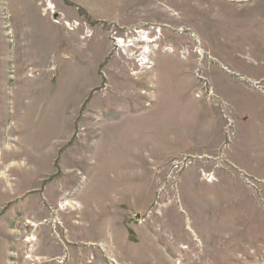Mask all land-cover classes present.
<instances>
[{"label":"rangeland","instance_id":"374dc122","mask_svg":"<svg viewBox=\"0 0 264 264\" xmlns=\"http://www.w3.org/2000/svg\"><path fill=\"white\" fill-rule=\"evenodd\" d=\"M69 260L264 264V0H0V264Z\"/></svg>","mask_w":264,"mask_h":264},{"label":"bare ground","instance_id":"6f19581e","mask_svg":"<svg viewBox=\"0 0 264 264\" xmlns=\"http://www.w3.org/2000/svg\"><path fill=\"white\" fill-rule=\"evenodd\" d=\"M148 54H149V52L148 53H146V54H144V57H143V59H147L148 58ZM144 60V62H145V64L147 63V60L145 61ZM64 207H71V205L69 204V203H67V204H64L63 206H62V209L64 208ZM78 227L80 228L81 227V225H78ZM189 231V230H188ZM191 232V231H190ZM65 262H67V260H65ZM68 262H70L71 264L73 263V260H69Z\"/></svg>","mask_w":264,"mask_h":264},{"label":"water","instance_id":"95a60500","mask_svg":"<svg viewBox=\"0 0 264 264\" xmlns=\"http://www.w3.org/2000/svg\"><path fill=\"white\" fill-rule=\"evenodd\" d=\"M139 219V216L138 215H136L134 218H133V220L132 221H136V220H138Z\"/></svg>","mask_w":264,"mask_h":264}]
</instances>
